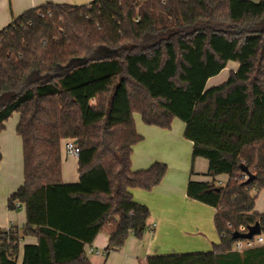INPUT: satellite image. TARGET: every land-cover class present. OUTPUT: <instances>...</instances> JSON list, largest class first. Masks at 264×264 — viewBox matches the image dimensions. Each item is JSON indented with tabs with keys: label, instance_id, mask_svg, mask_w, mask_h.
<instances>
[{
	"label": "trees",
	"instance_id": "16d2710c",
	"mask_svg": "<svg viewBox=\"0 0 264 264\" xmlns=\"http://www.w3.org/2000/svg\"><path fill=\"white\" fill-rule=\"evenodd\" d=\"M238 63L221 85L208 82ZM18 113L24 183L8 209H26L10 239L0 230V264H92L99 234L109 247L142 239L150 209L133 189L152 191L168 166L134 171V147L148 126L185 123L193 158L212 182L190 181L189 198L217 210L211 252L152 256L147 264H264V245L238 253L235 234L260 224L264 190V0H95L49 2L0 30V131ZM80 148L79 182L63 181L62 142ZM2 154L0 152V160ZM247 167L254 179L238 174ZM227 175L224 187L216 178ZM14 229V228H13ZM107 249V250H108Z\"/></svg>",
	"mask_w": 264,
	"mask_h": 264
},
{
	"label": "crops",
	"instance_id": "0c3cea01",
	"mask_svg": "<svg viewBox=\"0 0 264 264\" xmlns=\"http://www.w3.org/2000/svg\"><path fill=\"white\" fill-rule=\"evenodd\" d=\"M93 1L95 0H0V30L28 10L49 2L83 6ZM231 63L224 71L238 69V63L234 62V66L230 68ZM224 71L210 80L218 79ZM135 122L137 132L143 136V140L134 147L133 170H146L159 162L167 164L168 172L162 183L152 191L132 190L134 200L147 206L151 211L149 227L143 238L138 239L131 235L118 252L98 256L95 251L103 252L109 247V235L101 233L92 245L86 247L88 259L92 264H147V259L152 256L211 251L221 241L215 227L217 210L189 198L187 192L190 181L206 183L213 181L208 176V160L201 157L193 158V143L185 137L186 125L176 126L175 120L170 130H164L146 125L142 117L140 120L135 117ZM66 142L63 141L61 147L63 181L75 184L79 182V163L67 153ZM2 144L0 141V145ZM228 180L229 176L223 175L216 178V183L223 186ZM259 198L264 202V190L259 193L255 207L256 212L264 214V207H257ZM25 216V207L18 211H10L6 202L4 205L0 204V229L11 226L21 230L20 228L26 224ZM37 243L38 240L34 237H25L22 240L18 264L23 262L24 245Z\"/></svg>",
	"mask_w": 264,
	"mask_h": 264
},
{
	"label": "rangeland",
	"instance_id": "374dc122",
	"mask_svg": "<svg viewBox=\"0 0 264 264\" xmlns=\"http://www.w3.org/2000/svg\"><path fill=\"white\" fill-rule=\"evenodd\" d=\"M250 1L257 3V0H250ZM233 64L234 62L231 63L230 68L234 66ZM229 74H230L229 71H224L223 75H221V77H218V79L209 80L207 87L210 88L213 86H217L218 84L219 85L223 84L224 81L228 79L227 75ZM135 117L137 118V120H140L141 115L137 113L135 114ZM18 119H20V115L18 113L13 114V116L6 122L5 130L0 131V141L3 143L2 145H0V152L2 154V159L0 160V204L4 205L6 202L7 207H8V199L13 194L12 191L15 192L24 182L23 140L21 136L17 133ZM176 121H177L176 126L185 125V123L179 119H176ZM16 142H18V144H16ZM8 194L11 195L8 196ZM263 205L264 202L262 201L261 198H259L257 202V207L258 208L264 207ZM8 228H12V230L7 231L10 232L9 234L6 235L3 234V237L5 238L7 236V238L10 239V236L13 235V233L17 232V229L15 227L9 226L0 230L5 232L6 229ZM21 242H20V246H21ZM211 251H213V248ZM211 251H205V252H211ZM14 259L18 262L19 254L16 255Z\"/></svg>",
	"mask_w": 264,
	"mask_h": 264
},
{
	"label": "built area",
	"instance_id": "2783aa9c",
	"mask_svg": "<svg viewBox=\"0 0 264 264\" xmlns=\"http://www.w3.org/2000/svg\"><path fill=\"white\" fill-rule=\"evenodd\" d=\"M66 151L67 153L74 157L76 160L79 159V155H80V148L77 144L76 141L72 140V139H69L67 140L66 142ZM239 179H242L244 181H247L248 180V176L245 174V173H240L237 175ZM222 185V184H221ZM220 185V186H221ZM225 185H223L222 187H224ZM12 230V228H8L6 229V234H9L10 232H7V231H10ZM249 230H246V228L244 226H241L240 227V231L241 233H248ZM264 245V236L262 235H258V236H255L253 239L251 240H244V239H240L238 240L234 247H233V251L234 252H238V253H243L244 251L246 250H249V249H252V248H255L257 246H263ZM120 249L119 247H113L111 249H108V250H105L103 252L101 251H95L94 253L96 255H103V256H108L110 253L112 252H118ZM93 251V250H92Z\"/></svg>",
	"mask_w": 264,
	"mask_h": 264
},
{
	"label": "water",
	"instance_id": "95a60500",
	"mask_svg": "<svg viewBox=\"0 0 264 264\" xmlns=\"http://www.w3.org/2000/svg\"><path fill=\"white\" fill-rule=\"evenodd\" d=\"M243 173H245L249 177L248 180L246 181L247 183H250L254 179V175H252V173L249 171L247 167L243 169ZM261 234H262V229H261L260 224L258 223L255 226L250 227L248 233H245V234L237 233L235 234V237L237 239L251 240L255 236H258Z\"/></svg>",
	"mask_w": 264,
	"mask_h": 264
}]
</instances>
